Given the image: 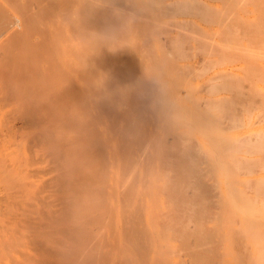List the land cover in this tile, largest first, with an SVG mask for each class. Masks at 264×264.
I'll return each instance as SVG.
<instances>
[{"label": "bare ground", "instance_id": "1", "mask_svg": "<svg viewBox=\"0 0 264 264\" xmlns=\"http://www.w3.org/2000/svg\"><path fill=\"white\" fill-rule=\"evenodd\" d=\"M0 264H264V0H0Z\"/></svg>", "mask_w": 264, "mask_h": 264}]
</instances>
